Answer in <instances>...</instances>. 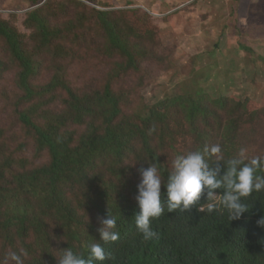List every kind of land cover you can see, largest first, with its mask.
<instances>
[{"label": "trees", "instance_id": "16d2710c", "mask_svg": "<svg viewBox=\"0 0 264 264\" xmlns=\"http://www.w3.org/2000/svg\"><path fill=\"white\" fill-rule=\"evenodd\" d=\"M49 3L28 14L29 35L0 20L2 49L16 69V123L24 131L15 137L0 122V235L15 252L27 251L25 264H57L68 247L87 256V245L99 240V218L109 211L120 236L102 245L111 256L103 264H264V191L246 198L248 211L230 221L219 200L212 213L199 212V205L169 213L164 187L177 155L219 144L226 165L242 150L240 131L262 111L202 93L165 99L141 115L124 111L123 92L110 82L92 90L74 87L65 60L75 55L62 43L64 30L50 23ZM94 12L100 54L123 60L114 63V78L154 59L141 45L153 37L147 15L130 11L132 21L122 23ZM67 25L78 38L80 25ZM44 58L49 78L37 83ZM4 66L0 59V78ZM27 140L46 161L29 163ZM151 162L159 164L165 210L151 221L157 236L145 241L133 216L139 212V169Z\"/></svg>", "mask_w": 264, "mask_h": 264}, {"label": "rangeland", "instance_id": "374dc122", "mask_svg": "<svg viewBox=\"0 0 264 264\" xmlns=\"http://www.w3.org/2000/svg\"><path fill=\"white\" fill-rule=\"evenodd\" d=\"M47 1L50 23L64 30L62 43L75 55L65 60L71 85L92 90L112 83L123 92L126 113L141 114L165 99L202 93L211 100L247 102L262 112L240 131V147L249 158L264 154V0H0V20L29 35L28 14ZM94 11L108 12L122 23L132 21L130 11L147 15L154 32L141 45L154 59L145 58L137 70L114 78V63L123 60L100 54V24ZM68 22L80 25L78 38L67 32L76 31ZM0 59L6 70L0 78V122L15 137L23 136L16 123V69L1 42ZM43 61L37 83L49 78L45 68L50 63ZM27 141L24 155L29 163L46 161V154L33 153V142ZM10 251L15 250L0 235V262Z\"/></svg>", "mask_w": 264, "mask_h": 264}, {"label": "clouds", "instance_id": "9594fccd", "mask_svg": "<svg viewBox=\"0 0 264 264\" xmlns=\"http://www.w3.org/2000/svg\"><path fill=\"white\" fill-rule=\"evenodd\" d=\"M221 160L222 149L219 144L210 148L205 146L202 150L186 155H177L171 163V171L164 184L167 211L184 213L193 205H199V212L206 209L208 213H212L217 207L216 201L219 200L227 210L230 221L239 219L247 212L244 200L253 192L264 191V175L258 174L264 172V158L256 156L248 159L242 149L236 157L229 159L226 165L221 164ZM158 165L151 162L147 168L139 169L140 183L136 196L139 212L133 217L137 230L145 241L157 236L151 228V221L158 219L165 210L161 193L163 179ZM217 190H221V193ZM202 196L204 203H200ZM99 223V240L87 245L86 257L68 247L62 250L63 254L57 264H103L109 260L111 256L102 245L119 239L120 234L116 230L117 219L108 211L105 217L99 218ZM259 223L264 225V219ZM27 255L24 249L19 253L10 251L0 264H24L23 257Z\"/></svg>", "mask_w": 264, "mask_h": 264}]
</instances>
